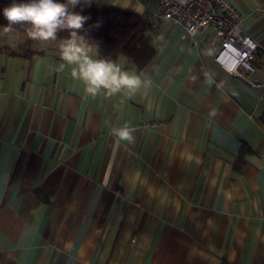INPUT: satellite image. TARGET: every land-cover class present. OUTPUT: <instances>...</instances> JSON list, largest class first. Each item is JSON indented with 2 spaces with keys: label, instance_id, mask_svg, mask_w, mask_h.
<instances>
[{
  "label": "crops",
  "instance_id": "1",
  "mask_svg": "<svg viewBox=\"0 0 264 264\" xmlns=\"http://www.w3.org/2000/svg\"><path fill=\"white\" fill-rule=\"evenodd\" d=\"M258 43L222 67L212 28L153 22L151 87L93 97L59 40L0 27V264H264V0H229ZM138 14L150 0H98ZM148 8V12L147 9ZM135 129L118 141L113 128ZM240 159V161H239Z\"/></svg>",
  "mask_w": 264,
  "mask_h": 264
},
{
  "label": "clouds",
  "instance_id": "2",
  "mask_svg": "<svg viewBox=\"0 0 264 264\" xmlns=\"http://www.w3.org/2000/svg\"><path fill=\"white\" fill-rule=\"evenodd\" d=\"M98 0H10L0 9L7 21L3 34L22 27L28 38L37 41L57 40L58 33L67 32V38L59 40L58 51L63 63L55 71L71 67V76L84 84V90L93 97L103 94L132 96L141 88L151 87V80L143 73L128 71L109 57H99V45L81 34L90 19L83 15V7ZM77 9H80L79 11ZM97 22L95 27H100ZM135 129L127 123L113 128L118 141H134Z\"/></svg>",
  "mask_w": 264,
  "mask_h": 264
},
{
  "label": "built area",
  "instance_id": "3",
  "mask_svg": "<svg viewBox=\"0 0 264 264\" xmlns=\"http://www.w3.org/2000/svg\"><path fill=\"white\" fill-rule=\"evenodd\" d=\"M157 10L152 21L171 20L183 27V37H192L206 28L219 41L215 60L228 72L241 76L239 68L253 72L258 43L245 31L238 10L229 0H150ZM149 11L148 8L146 9ZM254 86L264 85L249 81Z\"/></svg>",
  "mask_w": 264,
  "mask_h": 264
},
{
  "label": "trees",
  "instance_id": "4",
  "mask_svg": "<svg viewBox=\"0 0 264 264\" xmlns=\"http://www.w3.org/2000/svg\"><path fill=\"white\" fill-rule=\"evenodd\" d=\"M10 3V0H0V9ZM78 11L80 9H77ZM83 15L90 19L84 25L81 34L99 45V57H109L115 62L118 56H124L129 67L140 71L145 68L155 57V49L151 46L152 34L155 31L153 21L147 14H138L130 9L121 7H103L98 9L95 3L84 6ZM100 27H95L96 23ZM7 23L0 14V27ZM22 36L21 51H10L12 55L29 57L43 51L31 46L32 39L28 38L22 27L17 26L13 31ZM67 32L58 33V40L67 38ZM8 49L7 46L0 48ZM264 124V116L261 117ZM240 161V159H239Z\"/></svg>",
  "mask_w": 264,
  "mask_h": 264
},
{
  "label": "rangeland",
  "instance_id": "5",
  "mask_svg": "<svg viewBox=\"0 0 264 264\" xmlns=\"http://www.w3.org/2000/svg\"><path fill=\"white\" fill-rule=\"evenodd\" d=\"M12 33H15V32H12Z\"/></svg>",
  "mask_w": 264,
  "mask_h": 264
}]
</instances>
